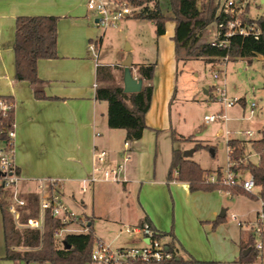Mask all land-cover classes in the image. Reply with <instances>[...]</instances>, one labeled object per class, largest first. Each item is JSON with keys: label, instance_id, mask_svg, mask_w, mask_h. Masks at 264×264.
<instances>
[{"label": "crops", "instance_id": "crops-1", "mask_svg": "<svg viewBox=\"0 0 264 264\" xmlns=\"http://www.w3.org/2000/svg\"><path fill=\"white\" fill-rule=\"evenodd\" d=\"M86 2L87 0H0V96L10 98L13 103L14 161L21 176L18 183L23 187L22 191L18 190L20 195L36 194L37 180L52 178L58 181L63 195L66 190L69 192L67 196L74 198L73 187L76 186L77 191L82 192L83 181L92 172L95 150L106 151V164L121 163L125 156H128L124 165L126 181L119 184L100 181L91 184L86 191L89 188L93 190L96 185H119L120 189L112 188L111 185L106 190L114 193L119 190L129 199L125 206L128 210L127 216L122 223L136 225L148 222L154 230L164 235L162 239L166 243H173L177 254L184 260L193 258L208 261L203 259H206V255H211L220 261L239 264L241 252L248 249V232L240 228L236 221L232 219L228 221L227 212L230 207L228 200L241 194L227 195L219 190L190 191L188 182L176 180V175L170 171L172 150L178 149L183 153L185 149L174 148L176 142L172 139L173 131L178 135L173 128L171 116V104L177 90L176 85L173 86L172 70L175 69L177 75L178 64L185 65L190 60L178 61L175 44L173 43L172 54V45L167 41L166 27L164 33L157 36L155 25L152 23L149 34H153L154 44L149 42L143 45L144 48L140 47L143 49L140 51L142 55L136 58L137 60L134 59L135 46L127 36L124 54L119 61H108L101 54L106 30L97 27L95 14L87 9ZM18 16L58 18L56 24L58 56L52 59H39L36 62L37 76L43 81L46 96L44 99L34 97V88L28 81L15 80L13 45ZM128 18L133 17L125 19ZM168 33L173 35V29ZM134 38L139 41L137 45L140 46V33ZM92 40L99 42L97 59L86 49L87 41ZM168 49L170 56L164 59L163 55ZM127 57H130V69L134 77L138 76V65L155 64L151 80L150 106L144 116L146 128L141 138L133 141L126 140L123 129L108 127L107 102L96 99L98 87L112 85V82L107 80H98L97 66L112 67L113 75L120 72V82L116 84L123 86L122 63ZM163 67H166L165 76L161 81L159 72ZM223 84L225 85V82ZM211 92L214 91L204 90L205 94L212 96ZM238 101L244 110L245 97H239ZM251 102H256L257 108L258 103L254 98ZM221 109L222 107L218 111ZM263 129L264 126L261 125L256 139L261 137ZM190 137V141L196 143L193 150L187 151L189 153L187 157L182 155L183 158L190 159L203 148H211L210 154L215 155L212 144ZM126 142L127 147L124 146ZM197 144L202 147L198 148ZM159 152L162 154L160 160ZM193 161L206 172H215V169L223 168L216 166L205 169L201 166L200 160ZM241 196L256 203L247 212L235 204L230 215L235 214L238 219H253L258 208L257 201L246 195ZM81 202L85 206L84 201ZM118 210L122 212L121 209L114 207L115 212ZM85 215L89 218L95 237L114 246L116 237L99 235L94 227V218H104V214H98L93 207L90 215ZM218 217L222 220L213 225V221ZM112 219L114 218H106V221L110 222ZM130 235L131 245L123 247L142 245L143 240L139 235ZM21 247L23 246L16 249H23ZM4 257V229L0 212V264H38L12 261Z\"/></svg>", "mask_w": 264, "mask_h": 264}, {"label": "trees", "instance_id": "trees-1", "mask_svg": "<svg viewBox=\"0 0 264 264\" xmlns=\"http://www.w3.org/2000/svg\"><path fill=\"white\" fill-rule=\"evenodd\" d=\"M125 1L134 7L133 18L150 21L155 25V34L161 35L165 31V22L171 19L175 23L172 40L175 44V55L178 61L200 59L207 63H213L219 58L229 56L230 59L243 58L251 60L254 56L264 53V19L258 18L262 29L259 39L252 37L235 36L231 39L229 49L212 46L205 40L207 26L215 19L216 2L207 0L198 4L199 0H168L171 16L168 17L162 11L160 0H119ZM151 4V6H150ZM139 8V10H135ZM58 18L54 16H18L15 22L14 57H15V80L28 81L34 88L36 99L46 98L43 91V81L36 73V62L39 59L56 58V24ZM229 59V60H230ZM154 63L140 64L137 66V79L142 80L141 90L137 93H125L123 86L113 84L100 86L96 89V99L107 102V125L112 129H123L126 140H138L146 128L144 116L147 112L151 96V80L154 72ZM98 80H107L114 83L113 68L105 65L97 66ZM123 77V75L121 76ZM5 97V96H3ZM7 98L11 101L10 98ZM13 111L7 122H13ZM172 139L177 141H190L191 137L178 136L172 132ZM251 147L257 155V161L252 162L245 158L246 141L237 138H229L226 146L230 149V158L235 163L233 169L241 173L252 175L254 182L260 187V195L264 199V129L261 137L250 140ZM197 147H202L197 144ZM177 171L176 180L185 181L189 184L190 191L198 190H223L231 195L241 194L254 198L240 187H222L205 181L206 173L199 164L188 158H183L178 149L172 150L170 171ZM220 173L221 168L215 169ZM6 192L0 193V212L4 229V244L6 259L27 263H50V264H86L90 259L91 249L95 239L91 225L87 233L66 234L60 247L53 236V231L61 227L60 222L45 212L44 227L41 233L37 229H18L13 217L8 211ZM27 205L23 208L20 221L25 222L30 214L37 211V197L35 194L25 196ZM29 211V212H27ZM222 220L216 218L213 225ZM157 237L163 234L156 232ZM26 247L27 250H18L17 247ZM172 258L163 264H215V262L198 261L193 258L184 260L177 254L173 243H166ZM250 259V253L241 252L238 262L245 264Z\"/></svg>", "mask_w": 264, "mask_h": 264}, {"label": "built area", "instance_id": "built-area-1", "mask_svg": "<svg viewBox=\"0 0 264 264\" xmlns=\"http://www.w3.org/2000/svg\"><path fill=\"white\" fill-rule=\"evenodd\" d=\"M262 3V0H216L215 19L207 26L209 43L218 48L229 49L231 39L235 36L252 37L259 39L262 29L258 18H252L249 14L251 5ZM86 7L96 17V25L101 30L115 26L119 21L132 17L134 11L125 1L119 0H88ZM97 40L89 42V50L95 59L99 54ZM229 56L219 58L216 63L224 66L229 61ZM222 72V70H219ZM214 78L219 74L214 73ZM216 99L222 104L223 109L233 106L238 99L227 97L224 88H217ZM256 108V102H251L248 109L247 119L251 118ZM205 114L203 122L211 124L225 122L228 120L224 110ZM13 111V103L7 98L0 96V193L6 192L7 208L13 217L18 229H37L41 233L44 227V215L49 211L51 216L57 219L61 227L54 229L53 236L57 242H62L66 234L87 233L89 229V218L86 215H76L71 207L63 200L62 190L58 181L52 178H41L37 180L38 192L37 211L27 217L25 222L20 221L23 208L27 205L25 196L20 195L17 184L21 178L18 167L14 161V138L15 124L7 122ZM244 118V117H243ZM244 134L252 137L253 132L246 130ZM229 139V131L225 132ZM227 139V140H228ZM128 146V142L125 143ZM94 166L89 177L83 181L81 188L85 192L88 187L96 182L122 183L124 178V165L128 160L125 156L123 162L106 165L107 153L104 150H95L93 154ZM235 163L230 158V149L227 148V165L220 173L206 172L203 177L205 181L222 187H240L251 194L258 203V208L253 219H238L235 214L230 218L236 221L240 228L248 232V253L250 259L245 264H264V199L260 195V187L254 182L251 174H243L233 169ZM173 174L177 175L174 170ZM231 195L229 191L219 190ZM29 212V211H27ZM122 232L139 235L143 240L140 246L113 247L110 244L95 237L90 253V259L86 264H151L161 263L172 258L166 242L156 236V230L148 222L136 225H122Z\"/></svg>", "mask_w": 264, "mask_h": 264}, {"label": "rangeland", "instance_id": "rangeland-1", "mask_svg": "<svg viewBox=\"0 0 264 264\" xmlns=\"http://www.w3.org/2000/svg\"><path fill=\"white\" fill-rule=\"evenodd\" d=\"M206 1L207 0H199L198 4L201 6V4L205 3ZM213 1L216 2V0ZM160 6L166 16L170 17L171 9L168 0H162L160 2ZM130 7L132 6L130 5ZM132 9L134 11V7H132ZM135 10L137 11L139 8ZM249 14L252 18H263L264 3H256L255 5H251ZM150 25L153 26L152 22L150 21H141L135 18H128L123 19L115 26L106 29V36L101 52L102 56L106 57L110 62H118L120 57H122L124 54L123 48L125 47V38L128 36V40H130V42L135 46L134 59L139 58V56L142 55L140 51L143 50L140 47H143V45H146L149 42L154 44L153 34H149ZM165 27L167 41H169V43L172 45L171 49L173 54V35H169L168 31L172 29L174 31V21L168 19L165 22ZM139 33L141 38L140 42L142 44H140V46L137 45L139 44V41L134 38ZM205 40H209L208 32L205 34ZM88 46L89 41L86 43V49L91 53ZM169 54L170 49H168L163 55L164 59L165 57L168 58L170 56ZM164 59L162 65L164 64ZM165 68L166 67H163L159 72L161 81L165 76ZM219 70H222V72H219ZM215 72L219 74L218 78L213 77ZM114 75L116 78L112 85L116 84V82H120V72H117ZM172 76L174 83L173 86L176 85L177 89L176 95L174 96L171 104L173 128L178 133V136H193V138L202 142L212 144L215 148V155L210 154L211 148H203L202 150H198L196 153H194L190 159L200 160L201 166L205 169L215 168L216 166L224 168L227 165L226 143L228 139L225 135V132L229 131V136L231 138H238L246 141L245 158L252 162H256L257 155L251 147L250 140L256 139L259 136L260 126H264V53L254 56L251 60L243 58H237L235 60L230 59L225 63L224 66H218L216 61L213 63H207L206 61L200 59L190 60L185 65L179 63L178 74L176 75L175 69H173ZM224 82L225 85L223 84ZM217 88H224L227 97L230 99L237 100L239 97H245V109L243 110V107L238 103L239 101L233 106L223 109L222 104L216 99ZM207 89L214 91L211 92L213 94L212 96L210 94L207 95L204 93V90ZM252 98L257 101L258 106L255 109L252 117L247 119L246 116L248 115V109ZM220 107H222L224 112L227 114L228 120L225 122L204 124L203 116L205 114L218 111ZM245 130H251L253 132L252 137H247L244 134ZM160 139L161 138H159V140ZM195 143L196 141L176 142V144H174V148L184 147V151L193 150ZM161 155V152H159V160L161 159ZM106 165H109V163ZM243 174H246V172ZM111 185L112 188L118 187L120 189L119 185H96L93 190L89 188L88 191L82 193L77 191L75 186L73 187L75 192L74 198L68 197L67 195L69 192L66 190L64 191L65 195H62V197L63 200L76 213V215H90L93 207L98 214H104V218H94V227L97 234L99 235L102 234L110 238L116 237L115 242L113 243L115 247H118V245H121L122 247L124 245H131V235L125 232H120L123 225L122 220L127 216L128 210L125 208V206L127 205L126 202H128L129 199L125 198L122 192L119 190L117 193L106 190L107 187ZM17 189L19 191L23 190V187L20 183L17 184ZM82 200L84 201L85 206H83L81 202ZM228 201L230 203V207L228 208L227 212L228 221L231 219L230 212H232V207H234L235 204L246 209L247 212L252 208V206H254V203H256L253 200V202H251V200H248V198L241 195L234 196ZM110 205H112V207ZM114 207L121 209L122 212H119V210L115 212ZM106 218L114 219H112L110 222H107ZM110 238H108V240ZM57 245L60 247V242H58ZM21 248H23L19 249L21 251L27 250L26 247ZM205 258L206 259L203 260H208V262L215 260L211 261L215 262V264H238L236 262L220 261L216 256L211 257V255H206Z\"/></svg>", "mask_w": 264, "mask_h": 264}, {"label": "water", "instance_id": "water-1", "mask_svg": "<svg viewBox=\"0 0 264 264\" xmlns=\"http://www.w3.org/2000/svg\"><path fill=\"white\" fill-rule=\"evenodd\" d=\"M122 66L124 68L123 77H122L123 91L125 93L139 92L142 87V80L137 79V77L133 76L132 71L130 69L131 68L130 57L126 58V60L122 63ZM182 155L184 157H187L189 153L187 151H184ZM247 253H248V249L243 251V254H247Z\"/></svg>", "mask_w": 264, "mask_h": 264}]
</instances>
